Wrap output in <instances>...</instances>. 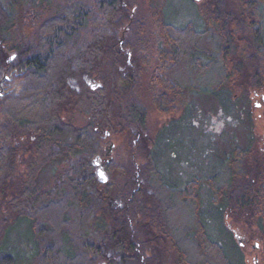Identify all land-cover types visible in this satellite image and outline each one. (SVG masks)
Returning <instances> with one entry per match:
<instances>
[{"label":"trees","instance_id":"obj_1","mask_svg":"<svg viewBox=\"0 0 264 264\" xmlns=\"http://www.w3.org/2000/svg\"><path fill=\"white\" fill-rule=\"evenodd\" d=\"M45 2L0 0V45L5 53L14 52V66L29 81V94L35 105L34 109L6 108L5 122L0 125V177L11 170L7 162L14 156L17 140L23 142L22 146L20 142L18 145L23 148L24 156L27 155L23 158L27 168L25 179L17 186L10 182L6 187L13 205V209L9 206L13 224L0 239V264H19L21 255L9 251V235L22 224L26 225L23 235L34 243V254L42 252L46 238L52 235L51 246L58 244L61 264H85L82 250L87 246L97 255H102L109 247L120 249L118 255L108 258L109 264H168L156 243L147 245L146 242L142 247L144 236H150L151 242L170 240L177 253L171 264H234L225 246L207 232L201 213L200 193L204 181L194 177L183 189L168 184L156 169L149 149L150 138H146L143 142L146 162L132 184L130 204L140 207L141 214L145 210V199L157 201L161 211L151 210L150 224L132 228L124 215L126 207L114 213L102 201L101 189L88 169L87 159L97 158L101 152L95 122L77 127L61 118L62 112L79 107L120 128L145 124V110L132 96L135 79L130 72L119 70L122 56L116 48L119 45L136 50L139 44L144 45L141 36L140 39L137 36L142 32V22L135 17L132 19L129 13L134 0H64L57 13L41 19L38 7ZM228 2L207 0L204 3L203 10L209 12L211 18L232 22L223 32L215 22L217 39L209 48L200 47L196 40L212 28L211 24L203 30H196L192 22L182 27L167 22L161 25L171 49L158 50L160 60L154 68L159 86L170 90L156 100L160 109L173 111L177 94L185 91L230 97L241 89L242 95L247 97L237 83L238 67L233 60L236 54L245 59V67L241 68L247 69L249 85L264 84V16L262 19L256 16L264 0L238 2L237 6L243 10L232 9ZM126 22L123 33L128 31L135 35L119 38L117 31ZM186 36L195 42L187 43L184 48ZM3 59L4 54L0 53V64ZM104 60L109 61L116 82L108 86L109 89L99 87L97 91L81 87L84 74L97 69ZM180 62L187 71L181 70ZM248 62L254 68H250ZM176 70L183 75L176 76ZM73 82L80 89L77 96L74 95L79 91L72 88ZM75 97L77 100L73 101ZM260 157L258 144L234 146L224 159L221 172L207 179L212 195L210 203L219 210L226 209L244 226L253 225L264 214V155ZM77 159L83 161L81 166L54 173L53 181L44 186L35 184L37 174L48 163L58 162L63 167ZM63 180L69 187L67 192L60 191ZM140 182H144L145 188ZM179 207L184 209L180 227H176L172 225L173 216L169 219L165 210ZM77 221L85 231L81 237H87L86 242L73 236L77 234ZM152 226L164 238H153L149 233ZM149 252L153 257L148 260Z\"/></svg>","mask_w":264,"mask_h":264},{"label":"rangeland","instance_id":"obj_2","mask_svg":"<svg viewBox=\"0 0 264 264\" xmlns=\"http://www.w3.org/2000/svg\"><path fill=\"white\" fill-rule=\"evenodd\" d=\"M227 1L231 3L230 7L234 10L237 8L243 10L237 6L238 2H248V0ZM63 2L64 0H46L42 6L38 7L42 14L41 19L57 13L62 8ZM205 2L206 0H134L132 7L128 8L132 19L135 17L142 22V32L137 36L139 39L141 36L144 45L139 44L136 50L133 47L117 45L116 48L122 56L118 67L122 73L130 72L135 79L132 96L145 110L144 125L135 123L128 128H120L114 123L108 124L101 117L97 118L95 115L88 114L79 107H72L62 112L61 118L77 127L85 126L91 121L95 122L100 136L101 152L98 155L100 159L96 157L87 159L88 169L95 176L98 189H101L102 201L112 212L116 213L121 208L129 207L128 210L125 208L124 215L130 220L132 228H137L140 224L142 227L143 223L150 224L148 216L152 213L151 210L161 211L157 201L145 199V210L141 214L140 207L134 203L130 204L129 192L133 188L132 184L137 179L138 170L146 162V144L143 146V142L146 138H150L149 149L154 156L156 169L168 184L177 189H183L186 182L194 177L204 181L200 193L201 213L207 232L213 240L225 246L231 261L234 264H264V214L253 225L244 226L240 221L230 216L226 209L219 210L210 203L212 195L207 182L208 178L221 172L224 159L234 146L246 147L249 144H258L261 157H263L264 84L249 85L247 69L241 68V66L245 67V59L236 54L233 60L238 67L236 68L237 83L241 84L240 87L246 92L247 97L242 95L241 89L240 92L236 90V94L231 93L230 97L223 95L213 97L204 93L185 91L183 94L175 95L177 100L172 112L160 109L156 103L159 96L170 93V90L165 89L164 86H159L160 82H157V79L160 81L159 77L154 78V68L160 60L157 54L158 50L160 48L171 49V44L167 42V35L161 25L167 22L176 27H182L192 22L196 30H203L208 24H211L212 28H209L204 36L196 40L200 47L209 48L217 39L215 22L222 32L232 23L223 19L216 21L211 18L210 13L203 10ZM256 16L258 19L263 18L264 6L256 11ZM126 25L127 22L118 29L117 36L119 38L135 35L128 31L123 33ZM169 34L172 35V32ZM184 41V48L187 43L195 42L187 36ZM0 53L4 54L3 62L0 64L1 125L5 122L3 112L6 108L30 107L34 109L35 105L31 94H29L31 89L29 81L24 78L23 72L14 66L16 60L14 52L5 53L0 45ZM137 57L139 58L137 59ZM239 61H242V64ZM179 65L181 70L187 71L181 62ZM248 66L254 68L250 62H248ZM175 75L180 77L183 74L180 70H176ZM114 82H116V77L112 75L109 61L104 60L97 69L84 74V81L80 86L82 85L86 90L97 91L99 87L109 89L108 86L113 85ZM71 86L76 92L79 91L74 96L79 95L78 84L73 82ZM75 100L77 97L73 101ZM17 141L18 144L20 142V145H23V142ZM18 144H16L17 149L12 151L14 156H10L7 162L11 170L8 175L0 177V239L4 235L5 229L13 224V212L9 208L13 205L9 198L10 190H6V187L10 182L17 186L25 179L27 173L25 159L23 160V158H27V155L24 156L23 148H20L21 146ZM82 163L81 159L74 160L63 167L58 162L48 163L37 174L35 184L44 186L47 182L53 181L54 173H60L67 167H79ZM101 163L104 164V169L99 174L98 165ZM104 178L106 180L103 181ZM62 182L60 191H69L68 185L64 180ZM140 183H142L141 187L145 188L144 182ZM175 209L169 208L168 210L167 208L165 211H167L169 219L171 215L173 216L172 225L180 227L181 211L184 208ZM78 221L75 225L77 234H73V236L79 239L85 231L78 225ZM25 226L24 224L18 225L9 235V251L21 255L19 264H61V258L57 253L58 244L51 246L53 244L52 235L46 238V247L42 249V252L35 253V255L33 241L22 233ZM152 227H150L149 233H152L153 238L154 236L164 238V235L158 234L156 228ZM44 232L46 235L49 234L47 231ZM86 239L87 237H84L80 241L86 242ZM151 239L150 236L149 238L144 236L141 239V241L144 240L141 244L142 247L146 242L147 245L156 243L154 244L156 248H162L164 258L168 264H171V260L177 256V253L174 252L170 240L164 243L163 239L158 242H151ZM139 245L140 243L138 247ZM82 251L85 253L83 256L85 264H90L91 260H93L92 264H109L108 258L120 253V249L116 250L112 247L107 248L102 255L93 253L91 246L85 247ZM150 253L147 256L148 260L153 257Z\"/></svg>","mask_w":264,"mask_h":264},{"label":"flooded vegetation","instance_id":"obj_3","mask_svg":"<svg viewBox=\"0 0 264 264\" xmlns=\"http://www.w3.org/2000/svg\"><path fill=\"white\" fill-rule=\"evenodd\" d=\"M206 1H207V0H206ZM98 158L100 159L99 156L97 157V159H98ZM98 167H99L98 169H102V170H103V169H104V164L101 163V165H98Z\"/></svg>","mask_w":264,"mask_h":264},{"label":"water","instance_id":"obj_4","mask_svg":"<svg viewBox=\"0 0 264 264\" xmlns=\"http://www.w3.org/2000/svg\"><path fill=\"white\" fill-rule=\"evenodd\" d=\"M103 171L102 169H99V174H101ZM106 180L105 178L103 179V181ZM236 237L239 239V237L236 235Z\"/></svg>","mask_w":264,"mask_h":264}]
</instances>
